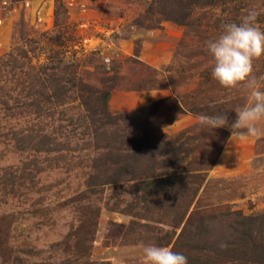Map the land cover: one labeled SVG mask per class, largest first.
Masks as SVG:
<instances>
[{
	"label": "rangeland",
	"instance_id": "374dc122",
	"mask_svg": "<svg viewBox=\"0 0 264 264\" xmlns=\"http://www.w3.org/2000/svg\"><path fill=\"white\" fill-rule=\"evenodd\" d=\"M211 1L177 23L153 0H0V264H141L148 244L264 264V138L197 123L231 125L246 102L212 79L206 45L250 8L264 30V0ZM48 59L79 87L34 107ZM255 75L264 86V58ZM87 90L109 93L108 125L79 104Z\"/></svg>",
	"mask_w": 264,
	"mask_h": 264
},
{
	"label": "clouds",
	"instance_id": "9594fccd",
	"mask_svg": "<svg viewBox=\"0 0 264 264\" xmlns=\"http://www.w3.org/2000/svg\"><path fill=\"white\" fill-rule=\"evenodd\" d=\"M259 11L250 8L239 22L227 23L221 34L207 42L212 58L211 77L222 88L243 89L246 102L235 109L236 119L229 125L227 115H199L201 128L229 127L232 137L264 138V86L255 75V61L264 58V30L258 24ZM141 264H188L187 257L167 246H142Z\"/></svg>",
	"mask_w": 264,
	"mask_h": 264
},
{
	"label": "trees",
	"instance_id": "16d2710c",
	"mask_svg": "<svg viewBox=\"0 0 264 264\" xmlns=\"http://www.w3.org/2000/svg\"><path fill=\"white\" fill-rule=\"evenodd\" d=\"M211 2V0H170V4L167 8L164 0H153L152 5L158 8L157 13L165 16L168 20L178 23L188 15L187 13L192 6L209 5ZM24 55L27 54L25 53ZM48 60L49 61H47L46 64L37 67L35 72L31 75L33 85L39 87V93L44 95V97L38 101L33 99V104H35L34 107H38L40 105L39 103L50 107L53 106L54 108L61 107L65 104V101L68 100V96L71 92L79 87L75 66L65 64L61 60L56 63L54 60ZM87 91L86 95H81L79 97V104L84 108L83 110L88 112V114L94 119L93 121L95 124H100L102 127L108 125L110 120L107 111L109 93L103 90ZM158 104L159 102L143 108V110L136 114L138 115V113L153 111ZM134 142L137 144L135 150L139 153L149 150L150 146L146 135L143 133V129H140ZM153 148L158 149L159 147L157 146Z\"/></svg>",
	"mask_w": 264,
	"mask_h": 264
}]
</instances>
